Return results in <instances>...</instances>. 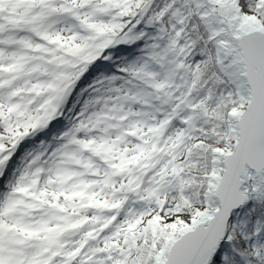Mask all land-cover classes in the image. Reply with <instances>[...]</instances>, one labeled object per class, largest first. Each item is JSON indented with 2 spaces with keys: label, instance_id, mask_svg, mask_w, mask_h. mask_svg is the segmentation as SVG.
<instances>
[{
  "label": "snow or ice",
  "instance_id": "1",
  "mask_svg": "<svg viewBox=\"0 0 264 264\" xmlns=\"http://www.w3.org/2000/svg\"><path fill=\"white\" fill-rule=\"evenodd\" d=\"M0 264H264V0H0Z\"/></svg>",
  "mask_w": 264,
  "mask_h": 264
}]
</instances>
